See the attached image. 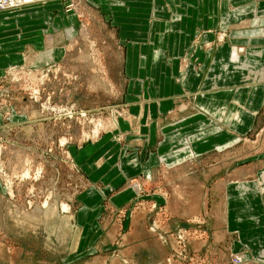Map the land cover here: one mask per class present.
I'll return each instance as SVG.
<instances>
[{
	"label": "crops",
	"instance_id": "obj_1",
	"mask_svg": "<svg viewBox=\"0 0 264 264\" xmlns=\"http://www.w3.org/2000/svg\"><path fill=\"white\" fill-rule=\"evenodd\" d=\"M20 11L29 19L0 38L1 68L73 65L89 81L99 61L104 84L121 87L123 114L113 118L115 128L69 147L96 214L73 222L75 230L82 225L83 242L91 247L101 233L94 199L117 193L111 201L124 205L138 193L136 184L125 186L131 179L149 180L148 193H168V182L178 181L180 193H224L221 213L210 210L223 224V231L207 225L211 244L229 235L231 251L263 264L264 0H37L0 11L10 14L0 19V30ZM33 17L42 24L30 29ZM241 141L244 155L236 161L230 155ZM189 165L199 173L185 170ZM129 221L125 216L123 231ZM206 241H189L188 248L197 256ZM146 245L153 243L133 241Z\"/></svg>",
	"mask_w": 264,
	"mask_h": 264
},
{
	"label": "rangeland",
	"instance_id": "obj_2",
	"mask_svg": "<svg viewBox=\"0 0 264 264\" xmlns=\"http://www.w3.org/2000/svg\"><path fill=\"white\" fill-rule=\"evenodd\" d=\"M21 13L8 18L9 28L0 30L2 41L9 31L20 30ZM7 15L0 14V19ZM33 18L30 29L42 24ZM21 19L26 22L29 16ZM94 65L98 76L92 82L81 78L83 71L76 75L68 63L70 69L59 63L0 67V264H262L244 251H231L229 235L220 234L211 244L215 235L207 225L223 231L219 214L224 193H180L178 181L168 182V193H148L149 180L141 185L131 179L125 186L136 184L138 193L124 205L111 201L117 193L94 199L101 233L91 247L83 242L82 225L75 230L73 222L91 221L96 214L87 206L93 194L82 193L89 182L69 147L80 148L113 130V118L123 114L117 105L121 87L104 84V64ZM258 149L254 143L253 152ZM243 151L241 141L230 156L240 161ZM221 157L228 158V153ZM197 167L185 170L197 175ZM151 195L156 201L148 199ZM213 208L219 211L214 218ZM125 216L130 221L123 231ZM191 217L197 218L191 222ZM139 224L144 225L142 232ZM137 239L153 245L133 247ZM203 240L209 244L203 243L194 255L189 241Z\"/></svg>",
	"mask_w": 264,
	"mask_h": 264
},
{
	"label": "built area",
	"instance_id": "obj_3",
	"mask_svg": "<svg viewBox=\"0 0 264 264\" xmlns=\"http://www.w3.org/2000/svg\"><path fill=\"white\" fill-rule=\"evenodd\" d=\"M34 1H37V0H0V11L15 9L23 5L32 3ZM24 97L29 98L28 96H24ZM54 109L48 108L47 110L48 111L53 110V112L56 113L57 111H55Z\"/></svg>",
	"mask_w": 264,
	"mask_h": 264
},
{
	"label": "bare ground",
	"instance_id": "obj_4",
	"mask_svg": "<svg viewBox=\"0 0 264 264\" xmlns=\"http://www.w3.org/2000/svg\"><path fill=\"white\" fill-rule=\"evenodd\" d=\"M57 110V109H56ZM60 111H65V109L63 110V109H59ZM61 113V112H60ZM66 206H64L63 208H65Z\"/></svg>",
	"mask_w": 264,
	"mask_h": 264
}]
</instances>
